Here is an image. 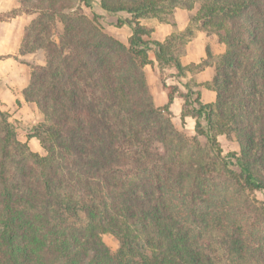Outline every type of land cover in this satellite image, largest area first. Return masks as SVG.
Here are the masks:
<instances>
[{
    "label": "trees",
    "instance_id": "trees-1",
    "mask_svg": "<svg viewBox=\"0 0 264 264\" xmlns=\"http://www.w3.org/2000/svg\"><path fill=\"white\" fill-rule=\"evenodd\" d=\"M95 1L107 15H125L127 44L103 30ZM20 4L0 21L35 15L21 54L43 50L46 64L33 67L23 95L44 118L28 138L47 154L21 143L0 110V264H217L219 252L223 264H264V0ZM196 4L186 30L149 40L141 20L165 23ZM196 30L214 32L226 52L211 84H186L182 119L196 120L188 139L172 123L177 88L164 79L168 69L180 78L204 67L180 61ZM150 52L168 90L163 108L145 77ZM201 87L216 93L214 103L201 101ZM221 135L239 152L223 156Z\"/></svg>",
    "mask_w": 264,
    "mask_h": 264
},
{
    "label": "crops",
    "instance_id": "crops-1",
    "mask_svg": "<svg viewBox=\"0 0 264 264\" xmlns=\"http://www.w3.org/2000/svg\"><path fill=\"white\" fill-rule=\"evenodd\" d=\"M20 0H0V15L18 10ZM198 10L176 9L174 19L161 23L156 19L141 20L143 26L152 30L149 40L163 43L169 36L181 33L191 24V17ZM103 15V14H102ZM35 15L21 13L16 17L0 21V110L10 115V120L17 126L18 140L26 143L31 151L40 152L42 147L36 138H28L27 129L38 125L43 118L37 105L27 102L23 92L29 87L33 67L44 66L46 56L43 50L21 54V46L27 26L33 21ZM120 42L127 44L131 36L129 28L125 39ZM186 53L180 58L183 67L204 64L200 70H187L180 78L174 77L175 69L166 70L164 82L168 87H176L173 103L170 107L171 120L178 131L195 134L196 120L190 116L182 119L185 103V94L188 89L196 84H211L215 75L216 60L224 55L226 46L221 43L219 37L210 31L196 30L186 44ZM208 52L211 54L209 57ZM150 60L153 65L145 67V77L157 108L167 105L168 90L163 87L159 64L155 54L150 52ZM200 92L201 101L204 104H212L216 100V93L208 88L197 89Z\"/></svg>",
    "mask_w": 264,
    "mask_h": 264
},
{
    "label": "rangeland",
    "instance_id": "rangeland-1",
    "mask_svg": "<svg viewBox=\"0 0 264 264\" xmlns=\"http://www.w3.org/2000/svg\"><path fill=\"white\" fill-rule=\"evenodd\" d=\"M78 3H81V2L80 1H77V4ZM93 4L95 6V12L99 16L98 23L102 26L103 30L106 33H108L110 36H112L111 35V33H112L113 35H116L117 37H119V39H122V38L125 39L126 36H127V32L129 30V27H127V26H121V25L118 24V18H120V17H123L124 18L125 15H118V16H110V15H107L106 13H104L103 11H101L98 8L97 1H95ZM198 8H199V5L196 4L195 7H194V10H198ZM177 9H183V8H177ZM82 11H83V13L86 16H88L89 18H92V13H91V10L90 9H87L85 7H82ZM174 12H175V10L172 11L167 16V21H169L171 19H174V15H173ZM195 15L196 14L193 13L192 17L195 16ZM148 19L150 20V19H155V18H148ZM148 19H143V20L149 21ZM56 30H57V33H60L62 29H61L60 26H57ZM175 34H178V33H175ZM42 118H43V115H42ZM43 121H44V118H43V120H42L41 123H43ZM30 128L27 129L28 132H30L29 131ZM179 132L182 133L188 139H192V137L195 135V134L190 135V134H188L187 132H184V131H182V132L179 131ZM200 142L204 146L207 144V141H206V139L204 137H201L200 138ZM218 142H219L220 148L222 150V155L223 156H226L227 154H230V153H238L239 152V146H238L237 142L235 141V139L233 137H231V136L221 135V136L218 137ZM41 147H42V145H41ZM35 153H37V154H39L41 156H46V154H47L46 151L43 149V147H42V149H41L40 152H35ZM220 178L221 179L223 178V173L222 172L220 173ZM257 196L261 199V196H259V195H257ZM103 240H104L105 244L111 250H113V251L117 250V248H118V242L111 235H109V234L103 235ZM217 256H218L217 257L218 258L217 264H223V262H224V256H223L222 252H219V254H217Z\"/></svg>",
    "mask_w": 264,
    "mask_h": 264
}]
</instances>
